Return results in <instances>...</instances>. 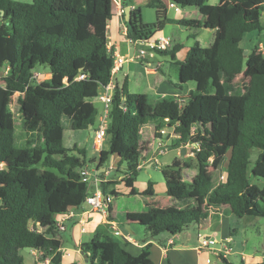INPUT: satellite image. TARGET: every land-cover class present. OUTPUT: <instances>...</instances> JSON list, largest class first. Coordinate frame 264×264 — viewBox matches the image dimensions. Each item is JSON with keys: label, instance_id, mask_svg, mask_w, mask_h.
<instances>
[{"label": "trees", "instance_id": "1", "mask_svg": "<svg viewBox=\"0 0 264 264\" xmlns=\"http://www.w3.org/2000/svg\"><path fill=\"white\" fill-rule=\"evenodd\" d=\"M168 1L195 7L202 20H173L158 11L155 22L146 24L140 11L132 9L127 37L132 42L152 39L167 23L213 30L212 44L194 42L183 62L175 57L180 45L156 51L178 66L173 85L193 82L195 89L183 103L171 96L131 93L126 82L117 86L97 162V170H107L109 158H118L115 180L98 183L104 198L119 195L118 184L130 196H153L152 181L142 192L135 188L144 129L150 128L156 139L163 129L175 134L169 149L193 146L197 174L191 181L183 177L189 164L177 159L161 171L166 196L187 202L184 207L123 215L152 239L199 225L203 204L214 219L224 208L238 218L264 219V54L257 47L246 53L241 46L247 33L264 30V0ZM113 15L112 0H0V264H24V249L40 251L52 264H66L55 238L57 217L85 202L96 188L82 175L90 170L86 149L66 147L64 131L94 132L97 127L100 112L93 101L110 82L114 55L93 29L105 26ZM38 65L50 75L40 82L34 77ZM15 93L25 136L21 147L8 106ZM253 149L258 153L251 177L262 180L261 187L247 175ZM111 232L101 225L81 244L87 264H153L150 243L132 256ZM221 264L232 263L221 258Z\"/></svg>", "mask_w": 264, "mask_h": 264}, {"label": "crops", "instance_id": "2", "mask_svg": "<svg viewBox=\"0 0 264 264\" xmlns=\"http://www.w3.org/2000/svg\"><path fill=\"white\" fill-rule=\"evenodd\" d=\"M122 2L128 4L127 7H129L130 10L138 9L140 11V16L143 23L146 24L155 22L156 13L158 11H165L166 17L173 20H202V16L197 9H195V12L193 11L188 15L185 8H182L181 10L177 9V5L175 7H169V5L165 4V0H122ZM145 10H147L148 19L146 21L143 20ZM166 25H176L178 27H181V30H179V32L186 33L187 38L191 39V42L187 40L185 43L181 44L180 41H177V39L173 35H164L166 33ZM166 25L153 38L161 36L169 37L172 41V46L180 45L181 47L175 55L176 61L178 62L184 61L188 49L194 44V42H198L201 47H209L212 44L214 38L213 30L208 31V29L202 27L190 30L175 23H167ZM93 31L98 33L101 42L104 44L108 51H111L113 55L117 54L126 59V61L123 62L122 66L113 77V82L118 87H120L123 82H126L128 90L131 93L146 94L151 97L171 96L183 103L187 102L191 92L195 89V83L188 82L184 85H181L180 88L173 85V83H178V66H176L174 62L170 63L168 61V57H162L157 52H149V50L145 49V47L140 46L138 43L130 41L127 37V28L124 16L121 17L114 13V15L106 23L105 26L96 27L93 29ZM205 31L209 33L210 38H206L203 40V38L201 37V32L203 33ZM243 41L241 42L242 47ZM255 47L260 49L262 45L260 43L253 46L252 50ZM141 50H145L147 52L146 58L144 60H135L134 58L141 52ZM245 52L249 53L247 51ZM262 52L264 54V49ZM100 105L102 111L103 105L101 103ZM149 133L152 134L150 128H145L143 133V142L141 143V170L150 169L153 168L154 165L159 164L160 155L162 154L158 153V142L159 140H162L164 146L166 147L168 143L170 144L171 140V138L165 136H162L160 139H156L153 134L152 136H149ZM92 135L93 131L89 130V136L92 137ZM79 148L83 147L81 146ZM177 150H179V148H177ZM92 152L93 155H96L98 158V151H95L92 148ZM178 155H180L179 151ZM86 156L88 157V152H86ZM89 160L94 161L96 160V158L95 156H92V158H90ZM97 162L95 163L96 165L90 169L91 173L97 170ZM117 162L118 158L116 157L113 166L111 165L110 167H108L106 165L107 170L105 169V167L97 170V174L104 173L102 177H97L99 182L101 180H115L112 175L113 170L117 166ZM97 174L96 176H98ZM91 176L93 177V174H91ZM194 177L186 181H191ZM117 180H119V178H117ZM155 185L156 183H154V195L150 196L151 198L156 196ZM163 185L165 194L164 181ZM96 189L98 192H100L98 185ZM118 192L119 195H107L106 198H104V196L101 194L104 202L103 208L101 210L92 209L85 201L81 204H77L74 207L64 210L62 214L57 217L59 231L55 235V238H57L61 242L60 251L64 263L69 264L75 262L77 264H87L86 257L81 251L80 246L81 244L90 241L94 237L96 229L101 225H106L108 230H112L111 233L113 237H115L127 251L129 248L131 252H128L132 256L139 255L142 251V248L147 243H150L149 258L153 264H221V258H225L232 264H250L264 261V251L261 253V255H257V252L254 253L255 255L253 253L246 254L244 252L245 245L239 250H236L232 246V243L234 241L233 233L236 229L231 227V225L229 224V220H232L235 215L230 211L229 208L221 209L220 212L216 213L218 214V217L214 219L211 217L213 211L208 208L206 204H203L201 206L203 221L199 225H195L193 227L194 232H196L197 234L196 239H193L189 234H177L174 236H166V234H164L161 238L156 237V239H152L146 236L144 239H140V241H137L134 237V234L137 233V230L131 225L132 223L127 222V225L130 226V230H132V234H130L127 230L124 231L125 228L123 226L126 224V222L119 221V219H117L120 215L123 218L124 214L130 212L125 211L124 213H119L117 211V208L115 206L116 199L121 196V193L129 195L127 189L124 192ZM186 203L187 202L183 203L184 206ZM109 204L112 206L111 212L108 211ZM189 204L193 205L194 202L191 201L189 202ZM151 207L153 206H146L147 209ZM108 216H111L112 218H114V220L109 221L110 219ZM255 219L256 218H250V220H248V224L252 223L253 226H248L261 231L258 228V225L262 224L263 228L261 229H264V222L260 223ZM115 227L120 232L118 235H115L114 233ZM184 232L186 233V231ZM200 237L209 238L214 241V244L206 249H198ZM223 244L229 245L231 248V252L228 255L221 257L218 255L217 251ZM22 257L24 259V264H52L50 258H41V252L38 250L28 249V255H22ZM230 257H234V259H231Z\"/></svg>", "mask_w": 264, "mask_h": 264}, {"label": "rangeland", "instance_id": "3", "mask_svg": "<svg viewBox=\"0 0 264 264\" xmlns=\"http://www.w3.org/2000/svg\"><path fill=\"white\" fill-rule=\"evenodd\" d=\"M22 2H30L31 0H18ZM165 4L169 5V1L165 0ZM264 7V4H263ZM187 14H191L193 11L195 12V7H184ZM177 9H182L181 7L177 6ZM175 9V10H177ZM144 21L148 20L147 19V10L144 12ZM150 19V18H149ZM152 19V18H151ZM150 21V20H149ZM263 21V20H262ZM264 24V21H263ZM179 30H181V27H178L176 25H166V33L164 35H173L177 41H180V43H185L187 40L191 42V39L187 38L186 33H180ZM194 30V29H190ZM209 31V29H208ZM179 37V39H178ZM201 37L204 39L210 38V35L207 31L201 32ZM262 45L264 49V30L258 32V31H253L250 33H247L244 41H243V48L247 52H251L253 46L260 44ZM206 45V44H203ZM34 73L36 75L35 79L37 82H40L44 79L49 78V69L45 66L38 65L34 69ZM18 93H15L14 96L11 98V100L8 102V106L10 110L14 113L15 115V130H16V136H17V143L16 145L18 147L23 146V141H24V131L20 122V119L17 114V102L16 98L18 97ZM101 102L98 100H94V105L96 108L99 110L101 113ZM149 136H152L151 133H149ZM169 137V135L167 136ZM172 140V137H169ZM170 140V141H171ZM77 144L78 147H83L87 150L88 152V157H87V165L88 169H91L94 167L96 162L98 161V158L96 155H93L92 152V137L89 136V131L86 130H76L72 131L70 129H67L64 131V145L66 147H72L73 144ZM169 143L166 145L164 150L166 151L164 154L160 155V162L159 164H156L153 166V168L150 169H142L139 171L136 182H135V188L138 191H143L147 183L149 181H152L156 183L155 185V190H156V196L150 197V196H145V195H135V196H129L125 193H121V196L116 199L115 206L117 208V211L119 213H124L125 211H130V212H142L147 210L146 206L147 205H152L155 208H165L168 206H174L177 208H181L184 206L183 201H179L177 199L168 197L164 194V185H163V177H162V169L168 167L171 165L174 159L179 158V160L182 163L189 164L190 167H187L184 169V178L185 180H190L192 177L196 176L197 170L195 169V161H194V153H193V146L187 145V146H181L179 147V150L177 149H170L168 148ZM178 151L180 155H178ZM258 150L253 149L250 152V163L248 165L247 169V175L251 179L252 183L257 184L259 187L262 186L263 181L260 179H255L251 177V170L254 164V161L256 159ZM92 156L96 158V160L91 161L89 160L92 158ZM180 156V157H179ZM145 158V157H144ZM116 160V156H111L106 163L108 167L111 165L113 166L114 162ZM90 172V170H88ZM112 171V170H111ZM115 188L120 191L124 192L126 189L122 184H118L115 186ZM123 195V196H122ZM117 219L119 221H124L122 216L120 215ZM250 218L244 217V218H238L234 216L232 220H229V224L231 225L232 228H235L236 230L233 233V243L232 246L237 250L241 249L244 245V252L246 254L248 253H256L257 255H261V253L264 251V229L262 224L258 225V228L261 231L256 230L253 227L252 223L248 224ZM255 220H258L260 223L264 222V219L262 218H256ZM128 223L123 226H125ZM133 227L136 228L137 233L134 234V237L137 241H140V239H144L147 235L145 232L144 228L139 225L138 223H133L131 224ZM249 225V226H248ZM195 225H190L189 227H186L184 231L179 233L178 235H186L189 234L193 239L197 238L196 232H194L193 227ZM132 231V230H131ZM184 233V234H183ZM258 233V234H257ZM164 234L166 233H161L158 237L161 238ZM166 236H168L166 234ZM248 242V243H247ZM229 246V245H228ZM230 247V246H229ZM128 251L131 252V250L128 248ZM23 256L28 255V249H24L20 251ZM255 255V254H254ZM231 259H234V257H230Z\"/></svg>", "mask_w": 264, "mask_h": 264}, {"label": "built area", "instance_id": "4", "mask_svg": "<svg viewBox=\"0 0 264 264\" xmlns=\"http://www.w3.org/2000/svg\"><path fill=\"white\" fill-rule=\"evenodd\" d=\"M112 4L114 7V13L119 15V16H124L125 14V6L122 2V0H112ZM176 5L174 3L169 2V7H175ZM262 20L264 21V13L262 16ZM138 43L140 46L145 47V49H148L149 52H156V51H168L172 48V41L169 37H157V38H152L146 41H139V42H134ZM260 51H263L262 47L259 49ZM147 52L144 50H141V52L134 58L135 60H144L146 58ZM126 61L125 58H123L120 55H114V62H113V68L111 70V79L110 82L102 89L101 93L99 96L96 98L101 104L103 105L102 111L99 114L98 117V123L97 127L93 132L92 135V148L95 151H100L101 148L103 147L105 136H106V127L108 123V114H109V109H110V104L112 101V94L114 90L116 89L117 85L113 82V77L115 73L120 69L122 66L123 62ZM158 67V65H157ZM34 77L36 75L34 74ZM142 130H140V133ZM161 135L164 137H169L175 138L177 137L175 134L172 132H169L167 130H161L160 131ZM165 146L162 142V140H159L158 142V153L163 154L165 152L164 150ZM93 174V177L91 176ZM96 170L94 172H89L88 170L84 169L82 170V175L85 177L86 180H89L90 183L96 188L99 180L96 177ZM86 203L94 210H101L103 208V197L100 192L97 191V189L94 191V193L86 198ZM114 233L115 235H118L120 232L117 230V228H114ZM214 241L205 238V237H200L199 239V246L198 249H206L209 248V246L213 245ZM218 255L221 257H224L228 255L231 252V248L227 244H223L220 249L217 251Z\"/></svg>", "mask_w": 264, "mask_h": 264}, {"label": "water", "instance_id": "5", "mask_svg": "<svg viewBox=\"0 0 264 264\" xmlns=\"http://www.w3.org/2000/svg\"><path fill=\"white\" fill-rule=\"evenodd\" d=\"M130 13H131V10L129 7H126L125 8V21L128 23L129 22V19H130ZM4 70V68H3ZM125 230H127L130 234H132V231L130 230V226L129 225H126L125 226Z\"/></svg>", "mask_w": 264, "mask_h": 264}]
</instances>
